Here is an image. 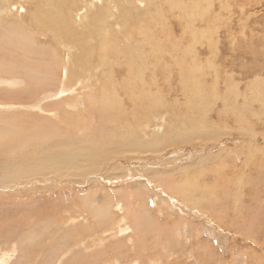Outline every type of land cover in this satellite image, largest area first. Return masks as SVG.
I'll list each match as a JSON object with an SVG mask.
<instances>
[{"label":"rangeland","instance_id":"rangeland-1","mask_svg":"<svg viewBox=\"0 0 264 264\" xmlns=\"http://www.w3.org/2000/svg\"><path fill=\"white\" fill-rule=\"evenodd\" d=\"M90 1L0 0V56L3 62L15 63L0 67V86L14 75L6 70L25 79L10 86L16 96H0L1 115H45L56 127L44 126L55 129L51 150L73 151L79 141L74 136L82 127L81 137L103 144L105 152L99 166L91 164L92 170L79 172L71 167L64 168L65 174H55L41 166L43 174L28 172L26 176L17 167L22 159H34L25 150L27 144L13 153L0 148V264H264V0ZM176 5L182 10L172 11ZM124 6L128 10L123 13ZM3 27L12 29L6 32ZM101 27L108 28L110 43H115L107 56L97 50ZM137 37L161 54L145 68L148 74L154 70L156 88L142 97L137 95L150 84L115 63L118 47L123 50L132 45L133 53L140 48ZM20 56L19 61L12 58ZM81 62L84 73L78 68ZM71 67L86 76V82H94L92 87L81 85L86 92L79 88V105L72 115L76 126L64 119L69 109L60 107L69 94L49 98L67 90ZM29 77L34 81L31 84L26 81ZM151 94L163 100L154 105ZM109 103L119 104L115 108L117 130L113 123L102 121V114H111L108 110L106 115L102 107ZM37 104L47 113L33 108ZM141 106V115L128 117ZM36 120V124L18 120L13 125L25 131L40 123ZM40 142L31 140L29 145L43 146ZM85 172L84 178L79 175ZM33 229L39 232H30Z\"/></svg>","mask_w":264,"mask_h":264},{"label":"bare ground","instance_id":"bare-ground-1","mask_svg":"<svg viewBox=\"0 0 264 264\" xmlns=\"http://www.w3.org/2000/svg\"><path fill=\"white\" fill-rule=\"evenodd\" d=\"M79 1V0H78ZM84 1H86V0H84ZM92 1V0H91ZM91 1H90V3H91ZM130 1V0H129ZM129 1L127 2L128 4H130L129 3ZM168 1V0H167ZM210 1V0H209ZM213 1V0H212ZM211 1V2H212ZM253 1V0H252ZM66 2H67V0H63V2H62V4L64 3V4H66ZM140 2H141V0H140ZM149 2V1H148ZM206 2H208V1H206ZM219 2H220V0H219ZM85 3V2H84ZM87 3H89V2H87ZM102 3V2H101ZM100 3V4H101ZM126 3V4H127ZM133 3V2H132ZM48 4V3H47ZM83 4V3H82ZM114 4V3H113ZM119 4V3H118ZM122 4V3H121ZM125 4V3H124ZM125 4V5H126ZM139 4V3H138ZM92 5V4H91ZM90 5V6H91ZM107 5V2L105 3V5H104V7ZM57 6H58V4H57ZM115 6V5H114ZM129 6V5H128ZM63 7V6H62ZM99 7H100V5H99ZM155 7V6H154ZM252 7V6H251ZM54 8V7H53ZM58 8V7H57ZM113 8H115V7H113ZM116 8H118V7H116ZM115 8V9H116ZM179 8H181V10H182V7L179 5V6H171V10L172 11H175L176 9H179ZM112 9V8H111ZM135 10H136V8H134ZM134 9H133V11H134ZM149 9V8H148ZM154 9V8H153ZM53 10V9H52ZM128 10V8L126 7V6H124V8H123V10H121L123 13L125 12V11H127ZM142 10V9H141ZM155 10V9H154ZM200 10V9H199ZM116 11V10H115ZM139 11H140V9H139ZM144 11V10H143ZM149 11V10H148ZM56 12V11H55ZM116 12H119V11H116ZM142 12V11H141ZM184 12V11H183ZM87 13H89V12H87ZM127 13V12H126ZM132 13V12H131ZM135 13V15H136V13L137 12H134ZM146 13V12H145ZM148 13V12H147ZM157 13V12H156ZM185 14H186V12H184ZM141 15V14H140ZM148 15V14H147ZM161 15V14H160ZM128 16V15H127ZM130 16V15H129ZM152 15H150V17H151ZM155 16V15H154ZM157 16V15H156ZM83 17V19H82V22H84V21H86V15H84V16H82ZM131 17V16H130ZM174 17V16H173ZM146 18H148V17H146ZM164 18V17H163ZM175 18V17H174ZM202 18V17H201ZM140 19H141V17H140ZM151 19V18H150ZM161 19V18H160ZM167 19V18H166ZM133 20V19H132ZM168 20V19H167ZM194 20V19H193ZM202 20V19H201ZM142 21V20H141ZM140 21V22H141ZM147 21V20H146ZM151 21H152V19H151ZM155 21V20H154ZM196 21V20H195ZM156 22V21H155ZM154 22V23H155ZM184 22H185V20H184ZM65 23H67L66 21H65ZM126 23H128V22H126ZM158 23V22H157ZM135 24V23H134ZM141 24V23H140ZM151 24V23H150ZM181 24H182V22H181ZM213 24V23H212ZM141 26H143V25H141ZM156 26V25H155ZM159 26V25H158ZM170 26V25H169ZM69 27V26H68ZM126 27V26H125ZM140 27V26H139ZM143 27H146V25L145 26H143ZM176 27V26H175ZM190 27H191V25H190ZM189 27V28H190ZM193 27V26H192ZM264 27V26H263ZM3 28H5V27H3ZM6 28H8V27H6ZM5 28V31L7 30ZM15 28V27H14ZM69 28H71L72 30H73V27H69ZM107 28V27H106ZM164 28H167L165 25H164ZM173 28V27H172ZM188 28V27H187ZM194 28V27H193ZM1 29H2V27H1ZM12 29V28H11ZM10 29V30H11ZM132 29V28H131ZM156 29V28H155ZM192 29V28H191ZM4 30V29H3ZM2 30V31H3ZM8 30H9V28H8ZM9 30V31H10ZM99 30H101L100 31V33H99V42H98V47H97V50H101V53L100 54H102L103 56L104 55H108V54H110L111 52H113V50H115L114 48V44L115 43H113V45H111V43H110V40H109V37H108V28L107 29H105L104 27H101ZM140 30V29H139ZM159 30V29H158ZM165 30V29H164ZM197 30V29H196ZM16 31V30H15ZM133 31H134V29H133ZM140 31H142V33H143V30H140ZM140 31H138V32H140ZM147 31V30H146ZM152 31H154V30H152ZM151 31V32H152ZM162 31H163V29H162ZM169 31V30H168ZM4 32V31H3ZM7 32V31H6ZM113 32V31H112ZM170 32V31H169ZM173 32V31H172ZM195 32H197V31H195ZM213 32V31H212ZM220 32H222V31H220ZM174 33V32H173ZM193 33V32H192ZM191 33V34H192ZM243 33V32H242ZM11 34V33H10ZM128 34V33H127ZM145 34V33H144ZM143 34V35H144ZM160 34V33H159ZM169 34V33H168ZM167 34V35H168ZM1 35V34H0ZM13 35V34H12ZM16 35V33L14 34V36ZM110 35H111V33H110ZM114 35H116V34H114ZM129 35V34H128ZM131 35V34H130ZM146 35V34H145ZM150 35H152V34H150ZM156 35V34H155ZM193 35H194V33H193ZM208 35V34H207ZM229 35V34H228ZM241 35V34H240ZM147 36H148V34H147ZM154 36V35H153ZM152 36V37H153ZM187 36V35H186ZM195 36V35H194ZM194 36H192V37H194ZM120 37V36H119ZM127 37V36H126ZM131 37H132V35H131ZM136 37V36H135ZM156 37V36H155ZM164 36H162V38H163ZM185 37V36H184ZM209 37V36H208ZM4 38H6V37H4ZM9 38V37H8ZM7 38V39H8ZM15 38V37H14ZM23 38H25L24 36H23ZM113 38V37H112ZM125 38V37H124ZM123 38V39H124ZM142 38H147L146 36H143ZM141 38V39H142ZM165 38V37H164ZM182 38H183V36H182ZM220 38V37H219ZM249 38V37H248ZM21 39V38H20ZM120 39V38H119ZM138 39V37L136 38V40ZM3 40V39H2ZM6 39H4L3 41L4 42H6L7 43V41H5ZM29 40V39H28ZM130 40V39H129ZM129 40H128V42H129ZM179 40V39H178ZM196 40V39H195ZM31 41V40H30ZM138 41V43H139V45H140V48L135 52V53H133V50H132V48L131 47H133L132 45L130 46V48H127V49H121L120 47H118L117 49H116V56L115 57H118L116 60H115V63H116V65H122L123 67H125V69L127 70V72L129 73V74H134V75H136V77H142V80L144 81V82H148V84H150V86L149 85H146V84H144V85H146V87H144V89L142 90V92L140 93L139 92V94L137 95V96H139V97H142V96H144L143 94L144 93H146V91L147 90H150L151 92H153L154 90H153V88H156V82H157V78H156V76H155V72H154V70L151 72V74H148V72L145 70V68L147 67V65H149L150 63H153L154 61H156V58H161V54H159L158 52H156V51H154L152 48H151V46H150V44H148V43H143L141 40H137ZM147 41V40H146ZM167 41V40H166ZM1 42V41H0ZM127 42V41H126ZM163 42V41H162ZM222 42V41H221ZM251 42V41H250ZM12 43V42H11ZM10 43V44H11ZM20 44H24V46H25V42H22L21 40H20V42H19ZM32 43V42H31ZM70 43V42H69ZM164 43V42H163ZM168 43H170V42H168ZM198 43H199V41H198ZM197 43V44H198ZM218 43V42H217ZM216 43V44H217ZM29 44H30V42H29ZM121 44V43H120ZM127 44V43H126ZM196 44V45H197ZM200 44V43H199ZM6 45H8V43L6 44ZM27 45H28V43H27ZM180 45V44H179ZM183 45V44H182ZM261 45V44H260ZM3 46V45H2ZM15 46H17V45H15ZM19 46V45H18ZM126 46V45H125ZM162 46V45H161ZM171 46H172V44H171ZM178 46V45H177ZM4 47V46H3ZM6 47V46H5ZM11 47H13V46H11ZM20 47V46H19ZM28 47H30V46H28ZM193 47V46H192ZM213 47V46H212ZM236 47V46H235ZM202 48V47H201ZM13 49H15V48H13ZM12 49V50H13ZM64 49H66V48H64ZM243 49V48H242ZM7 50H10V49H8L7 48ZM76 50V49H75ZM85 50H87V49H85ZM85 50H84V52H85ZM181 50V49H180ZM218 50V49H217ZM11 51V50H10ZM23 51V50H22ZM229 51V50H228ZM19 52V50H16L15 49V51H14V53H18ZM25 54H26V57H28V54L25 52V51H23ZM29 52V51H28ZM74 52V51H73ZM76 52V51H75ZM100 52V51H99ZM198 52V51H197ZM200 52V51H199ZM87 53V52H86ZM97 53V52H96ZM173 53V52H172ZM203 53V52H202ZM202 53H200V54H202ZM206 53V52H205ZM12 54V53H11ZM43 54V53H42ZM67 54V53H66ZM82 54H84L83 52H82ZM186 54V53H185ZM185 54H183V55H185ZM190 54V53H189ZM76 55V54H75ZM191 55V54H190ZM37 56V55H36ZM81 56V55H80ZM4 57H11V55H9V54H5L4 55ZM33 57V56H32ZM72 57V49H69L68 50V61H70V58ZM76 57V56H75ZM89 57H90V55H89ZM99 57V56H98ZM109 57V56H108ZM112 57H114V56H112ZM12 58H16V60H20L21 59V56L19 57V58H17V57H12ZM80 58V57H79ZM100 58V57H99ZM1 59H4L3 58V56H0V67L1 68H9V67H13L14 65L13 64H15L13 61H10V60H7L6 62H3ZM43 59V58H42ZM52 59V58H51ZM89 59V58H88ZM100 59H103V58H100ZM107 59H109V58H107ZM106 59V60H107ZM194 61H195V59H196V57H193L192 58ZM201 59V58H200ZM23 61H24V58L22 59ZM78 60V59H77ZM110 60V59H109ZM205 60V59H204ZM48 61V60H47ZM93 61H94V59H93ZM22 62V61H21ZM26 62V61H25ZM79 62V61H78ZM85 62V61H84ZM84 62H81L80 63V66L81 67H79L78 66V68H81V70H82V73H84L85 72V70L84 69H82V66H83V63ZM208 62V61H207ZM29 63V62H28ZM32 63V62H31ZM56 63V62H55ZM69 63V65L71 66V64H70V62H68ZM67 63V64H68ZM111 63H113V62H111ZM184 61L181 59V64L182 65H184ZM23 64V63H22ZM57 64V63H56ZM158 64V63H157ZM16 65H18V64H16ZM24 65V64H23ZM31 65V67L33 68V70L34 71H36V66H33L34 64H30ZM77 65V64H76ZM75 65V66H76ZM78 65H79V63H78ZM94 65V64H93ZM100 65V64H99ZM186 65V64H185ZM26 66H28V65H26ZM60 66H62V65H60ZM67 66V65H66ZM73 66V65H72ZM74 66V67H75ZM152 66V65H151ZM157 66H159V65H156V68H157ZM209 66H210V64H209ZM221 66V65H220ZM93 67V66H92ZM99 67V66H98ZM97 67V68H98ZM155 67V66H154ZM165 67H166V65H165ZM164 67V68H165ZM200 67V66H199ZM202 67V66H201ZM200 67V68H201ZM205 67V66H204ZM217 67V66H216ZM261 67V66H260ZM59 68V67H58ZM67 68H68V66H67ZM67 68H65V69H67ZM77 68V69H78ZM100 68V67H99ZM155 68V69H156ZM207 68V67H206ZM220 68V67H219ZM249 68V67H248ZM63 69V68H62ZM90 69V68H89ZM88 69V70H89ZM163 69V68H162ZM183 69V68H182ZM181 69V70H182ZM197 69H199V68H193V70H196V71H194V72H197ZM202 69H203V67H202ZM205 69V68H204ZM208 69V68H207ZM103 70V69H102ZM213 70V69H212ZM216 70V69H215ZM67 71H70V73L68 74V82H67V86H65V89H67L66 91H63V92H56L57 94L56 95H54V96H52V97H49L50 99H53L54 97H61L62 95H64V93L66 94V93H68L69 94V99L66 101V104H62L61 103V106L60 107H63L64 109H65V111H68V109H69V111L68 112H65V116H66V118H64L65 120H67V121H69V123L71 122L72 124H73V121H74V117L72 116L74 113H75V108L79 105V100H80V93H81V91L79 90V88H81V90H82V92L83 91H85L86 92V88L85 87H83V86H89V87H92L93 85H94V82L92 81V83H88V82H86L87 80H89L88 78L86 79V81H85V78H86V76L84 77L80 72H78L77 71V73L76 72H74L73 71V69H72V67H71V69H69V70H67ZM6 72L7 73H13L14 75H15V73H14V71H9V70H6ZM88 73V72H87ZM188 73V72H187ZM216 73V72H215ZM221 73V72H220ZM44 74H47V72H44ZM100 74V73H99ZM14 75L13 76H11V80L10 81H4V84L2 85V86H0V96H3V95H5V96H8V95H11V96H16V95H14V93L15 92H11L10 90L11 89H13V88H11L10 86H17V80L19 79V80H25L24 79V77L22 78L21 76H17V77H14ZM217 75H218V73H217ZM193 76V75H192ZM219 76V75H218ZM33 77V76H32ZM32 77H29L28 78V80H26L27 81V83H29V84H31V82H34V81H32ZM50 77V76H49ZM92 77V76H91ZM103 77H104V75H103ZM108 77V76H107ZM106 77V78H107ZM116 77H118V76H116ZM51 78V77H50ZM65 78V77H64ZM63 78V79H64ZM76 78V79H75ZM127 78H128V76H127ZM130 78V77H129ZM128 78V79H129ZM35 79V78H34ZM125 79V78H124ZM62 80V79H61ZM83 80V81H82ZM194 81H196V79H193ZM1 79H0V83H1ZM66 81V80H65ZM127 81V80H126ZM75 82H76V85H75ZM84 83H87V85H85ZM116 83V82H115ZM129 83V82H128ZM132 83H134V82H132ZM24 84H26V82L24 83ZM119 84V83H118ZM81 85H83V86H81ZM108 85V84H107ZM121 85V84H120ZM253 85V84H252ZM61 86H63V85H61ZM97 86V85H96ZM155 86V87H154ZM261 86V85H260ZM108 87V86H107ZM107 87H105V88H107ZM113 87V86H112ZM116 88H118V85H116L115 86ZM115 87H113V88H115ZM128 87V86H127ZM252 87H255V86H252ZM103 88V87H102ZM101 88V89H102ZM123 88V87H122ZM62 89H64V87L62 88ZM64 89V90H65ZM107 89H109L110 90V88H107ZM124 89V88H123ZM138 89V88H137ZM140 89V88H139ZM257 89H259L258 87H257ZM32 90V89H31ZM34 90V89H33ZM32 90V91H33ZM198 90H200V89H198ZM57 91V90H56ZM90 91V90H89ZM105 91V90H104ZM111 92H112V90H110ZM116 91V89L114 90V92ZM119 91V90H118ZM124 91V90H123ZM137 91V90H136ZM102 92V91H101ZM132 92V91H131ZM253 92V91H252ZM258 92V91H257ZM260 92V91H259ZM28 93H30V92H28ZM28 93H26V94H28ZM104 93V92H103ZM106 93H107V91H106ZM129 93V92H128ZM199 94L201 93V91H199L198 92ZM255 93V92H254ZM22 94V93H21ZM108 94V93H107ZM111 94V93H110ZM147 94V93H146ZM154 94H156V92L154 93ZM109 95V94H108ZM119 95V94H118ZM260 95V94H259ZM25 96V95H24ZM29 96V95H28ZM109 96H113V94L112 95H109ZM122 96V95H121ZM97 97V96H96ZM95 97V98H96ZM99 97V96H98ZM107 97V96H106ZM115 97H116V95H115ZM115 97H113V98H115ZM124 97V96H123ZM241 97V96H240ZM32 98H33V96H32ZM90 98H92L91 96H90ZM94 98V97H93ZM100 98H101V96H100ZM116 98H118V97H116ZM133 98V97H132ZM158 98V97H157ZM155 96H153V94H151V96H150V99H151V101H152V103L154 104V105H156L158 102H159V100H163L162 98L161 99H157ZM130 99V98H129ZM167 99V98H166ZM165 99V100H166ZM60 100H62V99H60ZM115 100V99H114ZM121 100V99H120ZM123 100V99H122ZM125 100V99H124ZM138 100V99H137ZM169 100V99H168ZM119 101V100H118ZM258 101H260V100H258ZM57 102H59L58 100H57ZM114 102V101H113ZM142 102V101H141ZM162 102H164V101H162ZM170 102H172V99H171V101ZM226 102V101H225ZM40 103V102H39ZM98 103V102H97ZM105 103V102H104ZM121 103V102H120ZM263 103V102H262ZM103 104V103H102ZM122 104H124L123 102H122ZM126 104V103H125ZM131 104L132 105H134L135 104V102L134 101H132V99H131ZM167 104L169 105V102L167 101ZM98 105V104H97ZM101 105V104H100ZM99 105V106H100ZM103 105H105V104H103ZM170 105H172L171 103H170ZM57 105H55V107H56ZM118 106H119V104H118ZM118 106H116V105H114V104H112V103H109V104H107L106 106H102V107H104V111H107L108 112V110H111L110 112H111V114L108 112V113H106V115H108V114H110L109 116H104L102 113H100V116H101V114H102V121L103 122H110V123H113V125L115 126V130H117L116 129V126H117V123H118V121H116L115 120V112H116V110H115V108L117 109V107ZM124 106L125 105H123V107L122 108H124ZM128 106V105H127ZM197 106V105H196ZM12 107V106H11ZM10 107V108H11ZM48 107V106H47ZM53 107V106H52ZM58 107H59V105H58ZM170 107V106H169ZM207 107V106H206ZM229 107V106H228ZM0 108H2L1 106H0ZM33 108H35V109H37V108H40L39 107V105L37 104V105H35V107H33ZM57 108V107H56ZM198 108V107H197ZM18 109V108H17ZM134 109V108H133ZM144 108H143V106H141L140 107V109H139V111L136 113V114H134L133 116L132 115H130L126 110V112L130 115V116H128L129 118H135V117H138L139 115H141L142 114V110H143ZM52 110V109H51ZM135 110V109H134ZM174 110V109H173ZM201 110V109H200ZM23 111V110H22ZM40 111H42L43 112V114H46L47 113V111L46 110H43V109H41L40 108ZM55 111V110H54ZM64 111V110H63ZM197 111H198V109H197ZM202 111H203V109H202ZM8 112H9V110H8ZM15 112V111H14ZM25 112V111H24ZM50 112V111H49ZM18 113V112H17ZM19 113H21V111L19 112ZM51 114H53V112H50ZM117 113H120V112H117ZM8 114V115H7ZM80 114V113H79ZM13 115H14V113H13ZM16 115H18V114H16ZM32 115V114H31ZM61 115V114H60ZM148 115H150V114H148ZM80 116V115H79ZM90 116H92V114L90 115ZM153 117H155L156 116V114H154V115H152ZM246 116V115H245ZM260 116V115H259ZM258 116V117H259ZM44 117V118H43ZM63 117V116H62ZM77 117V116H76ZM246 118H247V116H246ZM36 119H40V123L38 124V125H36V126H34L33 128H30V129H28V130H25V131H21V130H19L17 127H15L14 125H13V123L14 122H17L18 120H22V121H29V122H33V123H37V122H39V120L37 121ZM48 119H50L49 117H48ZM52 119V118H51ZM61 119V118H60ZM59 119V122L58 123H60V120ZM90 119V118H89ZM92 119V118H91ZM126 119V118H125ZM42 120H44V122L46 123L45 125H44V123L42 122ZM52 120H54V119H52ZM65 120H64V122H65ZM75 120H77V119H75ZM128 120V119H127ZM131 120V119H130ZM240 120V119H239ZM247 120V119H246ZM246 120L244 119V121L246 122ZM46 121H48V120H45V115H41V113H40V115H37V114H33L32 116H30V115H28V114H26V113H24V114H21V115H18V116H10L9 115V113H3L2 115H1V113H0V148L4 151V149L5 150H7L8 152H10V153H13V152H15L16 150H18V149H20V146L21 145H23V144H27V146H29V147H27L26 146V148H25V150H26V152H28L29 154H31L33 157H34V159L33 160H28V161H23V159H22V161L20 162V164H21V166L20 167H17L18 168V171L19 172H22L24 175H26L27 176V174H28V172L29 173H33V174H36V173H38V174H43L44 172H43V170L42 169H46V170H48L50 173H57V174H65V169L64 168H68V169H71V167H74V168H76L79 172H81L82 170L84 171H88V169H90L91 168V164L92 165H98L99 166V164L103 161V156L105 155V152L103 151V144H102V146H98L97 145V143H94V142H89L90 141V139H87V138H85V137H81V135H82V132H83V128L82 127H80V131H79V133L80 134H78V135H76V136H74L75 137V139H78L79 141H78V144H75V143H77V142H75L74 143V145H73V151L72 150H70V149H68V148H65V149H55L54 148V150H51V147H53V142H51V140L52 139H54V138H52V137H54L56 134H55V129L53 128V127H55V124H53L52 123V121H51V123H50V121H48V122H46ZM91 121V120H90ZM93 121V120H92ZM144 121V120H143ZM163 122H164V120H162ZM244 121H242V122H244ZM54 122V121H53ZM99 122V121H98ZM130 122V121H129ZM140 122V121H139ZM48 123H50V125H54L51 129L50 128H45V127H49L50 125L48 124ZM55 123V122H54ZM68 123V124H69ZM92 123H94V122H92ZM130 123H133V121L132 122H130ZM47 124H48V126H47ZM62 123H60V124H57L58 125V127H59V125H61ZM76 124V123H75ZM75 124H73L74 126H76ZM139 124H141V122L140 123H138L137 125H139ZM206 124V123H205ZM215 124V123H214ZM223 124V123H222ZM244 124V123H243ZM248 124V123H247ZM64 125H67V124H65L64 123ZM136 125V126H137ZM241 125V124H240ZM17 126V125H16ZM45 126V127H44ZM98 125H96V127H97ZM69 127H70V125H69ZM78 127V126H77ZM113 127V126H112ZM124 127L125 126H122L121 128H122V130L124 129ZM142 127H144V126H142ZM145 127H148V125L146 124L145 125ZM163 127V126H162ZM226 127V126H225ZM228 127V126H227ZM45 128V129H44ZM56 128V127H55ZM99 128V127H98ZM120 128V127H119ZM158 128H160V127H158ZM229 128V127H228ZM47 129V131L46 132H44L45 130ZM58 129V128H57ZM68 129H71V128H68ZM161 129V128H160ZM67 130V129H66ZM113 130V129H112ZM141 130V129H140ZM143 130V129H142ZM223 130H225V128L223 127ZM223 130H221L220 129V132L221 131H223ZM145 131V130H144ZM225 132V131H224ZM223 132V133H224ZM57 133L59 134V132L57 131ZM70 133V132H69ZM71 133H73V132H71ZM113 133V132H112ZM55 134V135H54ZM190 134V133H189ZM132 136V135H131ZM57 137V136H56ZM94 137V136H93ZM114 137H115V135H112V136H110V138H112V140H114ZM35 139H39L41 142L43 141V146H39V145H42V143L41 144H39V145H36L35 147H33V146H30L29 145V143H30V141L31 140H35ZM74 139V138H73ZM56 140H58V139H56ZM83 141V144H85V146L84 147H82V143L80 142V141ZM88 140V141H87ZM138 140V139H137ZM75 140H73V142H74ZM156 141V140H155ZM80 142V143H79ZM96 142V141H95ZM101 142V141H100ZM99 142V143H100ZM55 143V142H54ZM155 143V142H154ZM161 143V142H160ZM36 144V143H35ZM38 144V143H37ZM156 145H158L157 143H155ZM155 144H154V146H155ZM44 145H47L48 147H50V151H47V150H45V147H44ZM55 145V144H54ZM134 145H137V144H134ZM161 144H159L158 146H160ZM133 146V145H132ZM138 146V145H137ZM47 147V148H48ZM139 147V146H138ZM238 147V146H237ZM242 147V146H241ZM24 149V148H23ZM131 149V148H130ZM18 152V151H17ZM107 152V151H106ZM256 153V152H255ZM123 154V153H122ZM92 158H96V162H94L93 160L94 159H92ZM253 159V158H252ZM24 165H27L28 167H29V169H23V166ZM17 166V165H16ZM42 166V169L40 168ZM92 169H94V168H91V170ZM20 174V173H19ZM18 174V175H19ZM22 174V175H23ZM81 174V175H80ZM31 175V174H30ZM79 175L81 176V177H85V175H86V172L85 173H79ZM165 180V179H164ZM174 183V182H173ZM235 183V182H234ZM242 183H243V181H242ZM237 184H239V183H237ZM241 185V184H240ZM95 186V185H94ZM169 186V185H168ZM182 186V185H181ZM171 187V186H170ZM238 187V185L236 186V188ZM193 191H194V189H193ZM198 191V190H197ZM230 191H231V189H230ZM242 191V190H241ZM95 192V191H94ZM235 193V192H234ZM183 194V193H182ZM188 194V193H187ZM97 196H98V194H97ZM187 198V197H186ZM241 198V197H240ZM96 199V198H95ZM111 199V198H110ZM95 201V200H94ZM93 201V202H94ZM91 202V201H90ZM93 202L91 203V204H93ZM96 202V201H95ZM98 203H99V201H97ZM83 203V202H82ZM101 203V202H100ZM197 203V202H196ZM240 203V202H239ZM90 204V203H89ZM90 204V205H91ZM200 204V203H199ZM197 205V204H196ZM200 206V205H199ZM198 206V207H199ZM202 206V205H201ZM264 206V205H263ZM98 207V206H97ZM132 207V206H131ZM203 207H205L204 205H203ZM144 208V207H143ZM201 208V207H200ZM130 209V208H129ZM145 209V208H144ZM83 209H81V211H82ZM131 210V209H130ZM84 211V210H83ZM130 212H132V211H130ZM261 213V212H260ZM80 214H81V212H80ZM136 214V213H135ZM242 214V213H241ZM89 215V214H88ZM127 215V214H126ZM126 215H125V217H126ZM132 215V214H131ZM220 215V214H219ZM137 217V216H136ZM263 217V216H262ZM261 217V218H262ZM110 218V217H109ZM244 218V217H243ZM120 219V218H119ZM127 219V218H126ZM176 219V218H175ZM221 219V218H220ZM227 219V218H226ZM108 220V219H107ZM124 220V219H123ZM137 220V219H136ZM136 220H134V221H136ZM157 220V219H156ZM121 221V220H120ZM132 221H133V219H132ZM154 221V220H153ZM175 221V220H174ZM177 221V220H176ZM156 222V221H155ZM114 224H116V223H114ZM134 224L137 226L136 228H138V225L134 222ZM264 224V223H263ZM152 225V224H151ZM257 225V224H256ZM115 226V225H114ZM116 226H118V225H116ZM238 226V225H237ZM251 226H254V225H251ZM35 227H37V226H35ZM147 227H148V224H147ZM150 227V226H149ZM153 227V226H152ZM158 227V226H157ZM39 228V227H38ZM38 228H36V229H38ZM117 228V227H116ZM135 228V229H136ZM144 228V227H143ZM143 228H142V230H143ZM27 229V228H26ZM141 229V228H140ZM146 229V228H145ZM152 230V229H151ZM156 230V229H155ZM161 230V229H160ZM31 231H35V232H37L36 230H30V232ZM149 231V230H148ZM39 232V231H38ZM143 232L145 233V230H143ZM143 232H141V234L143 233ZM151 232V231H150ZM157 232V231H156ZM164 232V231H163ZM240 232V231H239ZM119 233V232H118ZM127 233V232H126ZM125 233V234H126ZM130 233V232H129ZM165 233V232H164ZM167 233V232H166ZM16 234V233H15ZM14 234V235H15ZM34 234V233H33ZM32 234V235H33ZM124 234V235H125ZM146 234H147V229H146ZM158 234V233H157ZM156 234V236H158ZM163 234V233H162ZM242 234V233H241ZM26 235V234H25ZM37 235H40V234H37ZM127 235V234H126ZM129 235V234H128ZM139 235V234H138ZM144 235V234H143ZM16 236H17V234H16ZM115 236V235H114ZM130 236V235H129ZM134 236V235H133ZM140 236V235H139ZM149 236V235H148ZM23 237H24V234H23ZM23 237H18V239L20 238V240L22 241V238ZM34 237H36V236H34ZM140 237H147V236H140ZM152 237H154V236H152ZM163 237V236H162ZM167 237V236H166ZM165 237V238H166ZM26 238V237H25ZM27 238H28V236H27ZM134 238H136V237H134ZM138 238V237H137ZM29 240H30V238H28ZM28 239L26 240V241H28ZM130 239V238H129ZM154 240L156 239V238H153ZM25 240V239H24ZM33 240V239H32ZM31 240V241H32ZM135 240H137V239H134V241ZM148 240V239H147ZM153 240V241H154ZM20 241V242H21ZM125 241V240H124ZM124 241H123V243H124ZM129 241V240H128ZM157 241H158V238H157ZM33 242V241H32ZM55 242H57V241H55ZM54 242V243H55ZM125 242H127V241H125ZM133 242V241H132ZM139 242V241H138ZM155 242H156V240H155ZM174 242V241H173ZM135 243H136V241H135ZM142 243H143V239H142ZM141 243V244H142ZM158 243V242H157ZM161 243H164L163 241H160V244ZM22 244V245H21ZM21 244H20V246H21V248L23 247V242H21ZM25 244V243H24ZM119 244V243H118ZM132 244V243H131ZM140 244V245H141ZM156 244V243H155ZM154 244V245H155ZM159 244V243H158ZM165 244V243H164ZM27 245V244H26ZM52 246H53V244H51ZM88 245V244H87ZM121 245V244H120ZM124 245H125V243H124ZM124 245L122 244V247H124ZM138 245V244H137ZM153 245V246H154ZM19 246V247H20ZM56 246H58V245H56ZM135 246V245H134ZM142 246H143V244H142ZM162 246H166V245H163L162 244ZM234 246V245H233ZM59 247V246H58ZM58 247H55L56 249H54L53 248V250L55 251H57V248ZM116 247V246H115ZM144 247V246H143ZM143 247H141V248H143ZM156 247H161V245H157ZM25 248V247H24ZM154 248V247H153ZM59 249V248H58ZM123 250L125 249V248H122ZM129 250H130V248H128ZM25 250V249H24ZM23 250V251H24ZM126 250H127V248H126ZM128 250V251H129ZM133 250V249H132ZM142 250H144V248L142 249ZM156 250V249H155ZM159 250V249H158ZM163 252V254H164V251H162ZM20 253V252H19ZM51 253V252H50ZM57 253H59L58 251H57ZM56 253V254H57ZM127 253V252H126ZM49 254V253H48ZM55 254V255H56ZM61 254V253H60ZM178 254V253H177ZM23 256V255H22ZM129 256H130V253H129ZM135 256V255H134ZM166 257H167V259H168V256H167V254L165 255ZM125 258L124 259H127L128 257L125 255L124 256ZM127 257V258H126ZM164 257V256H163ZM60 258V257H59ZM88 257H86V259H87ZM123 258V257H122ZM135 258V257H134ZM138 258V257H137ZM97 260V259H96ZM101 260V259H100ZM255 260V259H254ZM69 261V260H68ZM201 261V260H200ZM2 262V261H1ZM0 262V263H1ZM71 262V261H70ZM128 262V261H127ZM168 262V261H167ZM178 262V261H177ZM46 263V262H45ZM141 263V262H140ZM65 264V263H64ZM68 264H71V263H68ZM80 264H82V263H80ZM83 264H85V263H83ZM167 264V263H166Z\"/></svg>","mask_w":264,"mask_h":264}]
</instances>
